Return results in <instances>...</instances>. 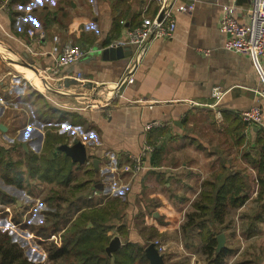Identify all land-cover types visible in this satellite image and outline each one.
I'll use <instances>...</instances> for the list:
<instances>
[{
    "label": "crops",
    "instance_id": "0c3cea01",
    "mask_svg": "<svg viewBox=\"0 0 264 264\" xmlns=\"http://www.w3.org/2000/svg\"><path fill=\"white\" fill-rule=\"evenodd\" d=\"M5 4L2 7L0 0V108L4 97H11L10 100L31 103L35 119L67 125L75 121L88 128L77 130L85 132V141H76L86 149L85 162L71 169L67 185L45 182L55 185L48 195H57L59 203H92L100 207L112 203L111 197L119 193L124 203L136 204V209L143 207L146 215L148 212L156 217L160 203L170 209L182 203H215L216 193L231 186L232 190H240L236 203L247 196L234 210L233 218L252 216L257 226L264 223V194L258 196V191L264 190V168L259 169L260 158L264 157V99L257 94L261 88L259 74L250 56L224 49L227 35L219 30L218 21L224 7L230 4L228 0H197L190 15L183 13L178 3L173 8L176 27L172 37L152 40L141 63L130 69L127 65L131 55L104 60L101 48L125 30L138 26L143 17H153L157 9L154 2L6 0ZM233 6L237 18L245 21L251 0H235ZM28 30L37 37L43 33L44 39L30 37ZM68 46L89 51L80 61L61 70L58 77L116 85L117 95L109 104L70 103L72 98L42 93L26 85L28 79L38 78L40 71L52 66L53 55ZM258 61L264 70V57ZM216 90L223 93L219 100L213 96ZM44 96L50 97L52 104ZM67 105L71 107H61ZM254 105L261 108L263 115L259 126L248 125L240 117L242 111ZM6 108L3 106L0 113ZM7 120L6 116L0 121L2 138ZM154 121L160 124L146 130L145 126ZM89 140L92 142L88 145ZM63 141L57 145L76 143ZM43 148L42 140L33 143L36 152ZM3 150L8 152L4 159L9 156L17 163L8 147ZM59 152L62 155L53 151L54 156L72 162ZM245 154L253 162L247 168L251 173L245 171ZM54 156L47 153L50 160ZM135 161L141 169L132 168ZM39 172L29 171L18 187L4 182L0 166V179L2 186L13 188L18 196H27L32 194L26 188L28 184L31 189L42 184L37 180ZM202 193L212 198L203 200ZM219 202L223 203L221 199ZM248 203H256L257 208L243 215L240 212ZM42 216L40 223L32 225L43 223L45 215ZM149 226L163 234V225L158 221ZM256 230H260L259 226ZM139 236L132 231L129 240L136 242Z\"/></svg>",
    "mask_w": 264,
    "mask_h": 264
},
{
    "label": "rangeland",
    "instance_id": "374dc122",
    "mask_svg": "<svg viewBox=\"0 0 264 264\" xmlns=\"http://www.w3.org/2000/svg\"><path fill=\"white\" fill-rule=\"evenodd\" d=\"M26 85L28 86L27 82ZM10 98L11 97H4L3 100H5V102L1 105L2 108L7 105V108L3 113H0V121L6 116L8 120L5 126V137L2 138V135H0V148L3 149V147H8L10 155H12L19 164L16 169L17 172H20L24 177H27L29 171H36L38 168L40 169L39 173L46 171L48 172V176L52 175V177H55V173L58 171H62L60 174L67 172L68 169L64 166L61 170H58V167H50L46 168V170L45 164L47 162L45 159L52 166L56 161L54 158H59L60 155H62L59 152L60 145H57V143L61 142L62 139H64V144H70L77 140L83 142L85 141L83 138L85 132L83 134L79 133L77 130L85 131L88 128L83 124H77L75 121L68 122L69 125H67L63 122L59 123V121L50 123L35 119L31 103H22L16 101V99L10 100ZM44 98L47 102L49 101L51 103V100L46 96H44ZM58 100L61 101L60 99ZM63 101H68V99ZM68 102L73 103L74 101ZM62 104L64 105L65 103ZM61 107L69 108L71 105ZM2 108H0V111ZM37 140H42L43 145L46 140H49L51 145L49 150L41 149L40 152H36V149H33V143ZM91 142L92 141L89 140L88 145L91 144ZM155 148L156 146L153 144L152 150L154 151ZM247 150V147H245L244 151ZM49 151L52 156H54L53 151L60 155L59 157L54 156L50 160L47 158V153ZM7 154L8 152L6 151L5 156H7ZM248 156L249 154H245L244 156L247 160L246 164L248 162V165L244 167L247 173H251L247 169L249 166H252V161H248ZM28 158H31V163L28 162ZM60 159L65 160L67 158ZM135 162L132 168L136 170L141 169V164L138 161ZM71 163L72 162L68 161V164L71 165L72 168L79 167L77 163ZM19 168H22V171L25 173ZM83 169L86 168H82V170ZM50 170L52 171L51 173L49 172ZM87 178L91 177L88 175ZM80 179H85V177L80 175ZM37 180L42 184L33 186V189L30 188L29 184L26 186L28 192L32 193L31 195L26 196L23 194L18 196L16 190L13 188L2 186L3 182L0 179V190L9 196L12 194V196L16 195L14 198L16 197L15 199H17V203L12 205L6 206L0 204V233H7L11 240L22 248L24 256L32 263L47 264L45 252L47 244L51 241L55 244H59L62 231L56 235H51L49 238L43 239L35 235V232L30 231L27 226L39 227V225L43 223L37 226L32 224H37L38 221L40 223L43 217L42 214L44 215L45 212H54L58 210L59 208L56 207L58 205L61 210H63L68 203H59L57 195H51V193L48 195L49 189L54 187V184H45V182H48L47 179L40 180L37 178ZM53 182H57V180L53 179ZM248 185L247 181V187ZM251 186L256 190V185L254 183L251 184ZM28 192L26 191V194H28ZM118 194L119 193L114 194L111 197L114 198L111 199V202L115 206V211H118V216L116 219L107 221L109 224L114 223V228L107 232L110 238L106 248L107 251L110 249L114 239H119L120 241L118 248L123 246L125 242H132L129 240V234L134 231L140 235L139 239L134 243L144 246V249L148 244L155 243L159 253L163 256L165 264H211L213 257H208L206 252L203 251V245H205L207 237H213L221 231L225 237L224 247L230 251L224 258V264H261L264 262V223L262 225L258 224L260 230L257 231L256 228L258 226L254 219H252V216L244 217L245 219L243 220L238 217L233 218L235 212L234 210H230L226 217V223L220 226L213 223L210 212L205 210L207 214L196 219V222H194L192 226L185 227L191 220L188 216L189 214L195 213L200 215L203 213V211L199 212V210L196 209L195 205L198 203H189V206H185L187 203H182V206L172 209L165 203H160L161 207L157 210L158 216L153 217L148 212L146 215V209L143 210V207H138V209H136L134 207L136 204L124 203V201L121 200L122 195ZM45 200L50 203L44 202ZM202 204L206 205V203ZM256 208V203H248L240 213H252L253 209ZM153 211H156V209L152 210V212ZM261 215V219H263L262 212ZM16 220L18 223L15 222ZM155 220L158 221L159 225H163V227H161L162 235H160L158 231H155L153 227L149 226L155 225ZM198 225L203 226V228ZM120 226H122L121 229L119 228ZM88 227H90L89 224ZM252 230H254V235H248V231ZM111 252L112 251L108 252V255H111Z\"/></svg>",
    "mask_w": 264,
    "mask_h": 264
},
{
    "label": "trees",
    "instance_id": "16d2710c",
    "mask_svg": "<svg viewBox=\"0 0 264 264\" xmlns=\"http://www.w3.org/2000/svg\"><path fill=\"white\" fill-rule=\"evenodd\" d=\"M45 150H49L50 142L46 140L44 142ZM6 150L0 148V166L3 171V180L8 184H16L18 187L21 186L23 175L17 174L18 163L12 162L10 157L5 158ZM56 161L51 166L47 162L46 168L58 167L61 170L64 166L68 169V175L60 174L62 171L55 173V177L52 175L48 176V172L43 171L39 179L40 180H57L60 184L67 185L71 174V165L68 164L67 159L63 160L60 158H54ZM260 170L264 168V157L260 158ZM62 161V162H61ZM28 162H32L31 158H28ZM72 164V163H71ZM253 165V162H252ZM40 167V165H39ZM44 168V167H43ZM33 169V168H31ZM39 169V168H38ZM36 170L37 172L40 171ZM47 170V169H46ZM52 172L51 170L49 171ZM17 181V182H15ZM232 181L230 180L229 184ZM245 189L247 187V176L245 182ZM240 190H232L229 186L223 192L216 193L215 203H202L196 204V209L202 214L197 215L195 213L189 214L191 220L185 225L190 227L196 222V219L203 217L208 210L213 218V222L218 225H224L225 216L230 210H237L242 206V202L247 199V196L242 200L237 201V196ZM247 195V192L245 193ZM264 194V190L258 191L260 198ZM201 197L203 200L212 198V195L202 193ZM219 199L223 203L219 202ZM227 199V200H226ZM227 201V202H226ZM15 203V199L0 190V204L12 205ZM92 203H68L66 207L61 210L59 208L54 212H45V220L39 227L27 226L30 231L35 232L40 238H49L51 235H56L60 231V243L55 244L53 241L48 242L46 247V259L47 264H149L148 259L145 256L144 246L134 242H125L123 246L117 248L108 255L107 246L110 238L107 232L114 228V223L109 224L107 221L116 219L118 211H115L113 203H104L100 207L93 206ZM88 208V209H87ZM62 211V213H61ZM199 214V213H198ZM68 215V216H66ZM73 215V216H72ZM18 223V221H15ZM90 224V227H88ZM201 228L203 226L198 225ZM120 229L122 226L119 227ZM248 235H253L252 231H248ZM216 238L207 237L205 245H203V251L206 252L208 257H213L211 264H224V258L229 254V249L224 247L218 252H215ZM0 264H35L29 261L23 254L22 248L14 243L7 233H0Z\"/></svg>",
    "mask_w": 264,
    "mask_h": 264
},
{
    "label": "built area",
    "instance_id": "2783aa9c",
    "mask_svg": "<svg viewBox=\"0 0 264 264\" xmlns=\"http://www.w3.org/2000/svg\"><path fill=\"white\" fill-rule=\"evenodd\" d=\"M5 1L2 0V7L5 6ZM156 4V13L153 17H143L139 25L133 29L125 30L117 39H114L107 47L113 48H129L131 57L127 68H136L146 55L148 44L152 40L170 39L176 27L173 8L181 2V9L186 15H190L194 11L197 0H147ZM229 5L224 7V10L218 21L219 30L227 35V40L224 43V49L237 54H246L250 56L254 62L260 81V91L257 94L264 99V70L259 64L258 59L264 57V0H251V8L245 21H240L235 14L233 2L228 0ZM123 24V21L119 22ZM30 37H35L36 40L44 39V34L34 36V31L28 30ZM58 37L54 36L53 40L57 41ZM104 49L101 48V51ZM89 50L82 49L78 46H68L58 51L53 55L54 63L52 66L40 71L38 76L39 86L34 80L28 79V84L36 91H43L47 83H54L58 79L61 70L65 67L80 61ZM93 51V50H92ZM126 68V69H127ZM79 80L78 78H75ZM35 84V85H34ZM214 98L219 100L223 93L216 90ZM48 99L50 97L46 96ZM51 100V99H50ZM53 101V100H52ZM59 105V104H58ZM77 108V107H73ZM79 108V107H78ZM242 121L248 125L259 126L263 123V115L261 108L257 105L251 106L240 114ZM159 122H150L145 126L146 130H150L158 126ZM156 246V244L154 243ZM159 251V250H158Z\"/></svg>",
    "mask_w": 264,
    "mask_h": 264
},
{
    "label": "water",
    "instance_id": "95a60500",
    "mask_svg": "<svg viewBox=\"0 0 264 264\" xmlns=\"http://www.w3.org/2000/svg\"><path fill=\"white\" fill-rule=\"evenodd\" d=\"M130 55L131 53L128 47H107L102 50V59L104 60L121 59ZM43 91L54 96L57 95L72 98L74 102L82 105L104 106L109 104L115 98L118 92V87L111 84H95L91 81H80L72 77H66L58 79L52 84L47 83L44 86ZM59 150L69 157L74 163L83 164L87 157L86 149L80 142L73 143L70 146L62 145L59 147ZM216 241V252H218L223 246L224 235L218 234L216 236ZM119 242V239H114L107 252L116 250L120 244ZM144 252L149 264H165L163 256L159 253L154 243L148 244L145 247Z\"/></svg>",
    "mask_w": 264,
    "mask_h": 264
},
{
    "label": "bare ground",
    "instance_id": "6f19581e",
    "mask_svg": "<svg viewBox=\"0 0 264 264\" xmlns=\"http://www.w3.org/2000/svg\"><path fill=\"white\" fill-rule=\"evenodd\" d=\"M29 77H30V76H29ZM33 80H34L35 84H36L37 86H39V80H38L37 78H35V77H34ZM35 84H34V85H35Z\"/></svg>",
    "mask_w": 264,
    "mask_h": 264
},
{
    "label": "flooded vegetation",
    "instance_id": "af4514ba",
    "mask_svg": "<svg viewBox=\"0 0 264 264\" xmlns=\"http://www.w3.org/2000/svg\"><path fill=\"white\" fill-rule=\"evenodd\" d=\"M216 247H217V241H216ZM221 249H222V248H221ZM221 249H220V250H221ZM215 250H216V249H215ZM220 250H219V251H220Z\"/></svg>",
    "mask_w": 264,
    "mask_h": 264
}]
</instances>
